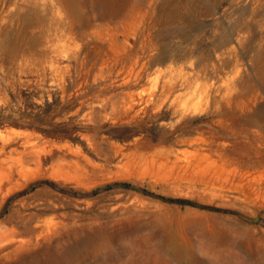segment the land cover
Returning <instances> with one entry per match:
<instances>
[{
	"label": "rangeland",
	"instance_id": "374dc122",
	"mask_svg": "<svg viewBox=\"0 0 264 264\" xmlns=\"http://www.w3.org/2000/svg\"><path fill=\"white\" fill-rule=\"evenodd\" d=\"M161 1L81 0L89 26L44 52L12 48L1 12L0 132L29 135L0 138V179L30 175L0 189V243L30 242L1 264H264V0Z\"/></svg>",
	"mask_w": 264,
	"mask_h": 264
},
{
	"label": "bare ground",
	"instance_id": "6f19581e",
	"mask_svg": "<svg viewBox=\"0 0 264 264\" xmlns=\"http://www.w3.org/2000/svg\"><path fill=\"white\" fill-rule=\"evenodd\" d=\"M95 1L99 2V4H100L101 10H99L96 15L98 17H101V18H104L107 16L113 17V16L117 15L118 13H120L123 9H125L126 6H128L127 5L128 0H94V3H95ZM180 5H181L180 0L179 1L178 0H174V1L173 0H171V1L170 0H162L160 7L162 10L167 8L168 9L167 10L168 15L169 14L170 15L171 14H180L183 18L189 19V17L192 15L193 10L192 11L191 10L189 11V9L184 10L185 8L183 10H181ZM94 7H95V5L91 4V8H86V10H85V7H83V5L81 4V0H0V15H1V12L4 11V14L2 15V17L0 16L1 19L4 20V24H5L4 37L9 41L12 48L14 46L16 47L17 45H25L28 48L37 49L40 52H44L46 46H48L49 43H53V41L56 43V41L57 40L59 41V39L60 38L62 39V37H69L73 31V28L75 26L74 24H76V22H79L80 25H83V27L89 26V23L91 20V14L89 11ZM194 9H195V7H194ZM197 9H199V8H197ZM243 11H244V8L242 9V12ZM85 12H87V13L85 14ZM33 29H37L38 33L35 35L33 33H31V31ZM122 35L124 38V42H123L122 46L119 48V51L121 54L123 53L125 56H127L129 53L128 52L129 51L128 50L129 42H130V41L128 42L129 36L127 33L124 34V32L122 33ZM215 43H216V41H215ZM222 45H224V43ZM51 46H53V44ZM119 46L120 45H118L116 43V47H119ZM228 48H229V46H228ZM150 49L148 48V50H150ZM119 51H117V53ZM132 51L133 50H131V52ZM166 56H167V54H166L165 50H163V51L161 50L160 52L156 51V53L151 54L149 56V61L152 62L155 60H157V61L163 60L166 58ZM127 58H128V56H127ZM127 58H126V60H127ZM145 58H147V57H145ZM131 62H133V60H131L130 63ZM134 65H135V63H134ZM150 65H151V63H150ZM199 67H200V65H199ZM138 70H140V69H138ZM136 76L138 78V75H136ZM183 77H185V76H183ZM181 79H183V78H181ZM185 81H187V80L184 79L183 82H185ZM175 82H176V80H175ZM172 86H173L172 84H169V85H167L166 83L162 84V94H163L164 99L168 97V94H169L170 90L172 89ZM248 94H251V93H248ZM141 96H143V95H141ZM235 96H237V95H235ZM152 97H153V95H152ZM234 98H237V97H234ZM152 100H153L152 98H150V99L148 98V99H146V103H150ZM252 100L255 102L256 101L255 97H253V96L247 97L246 102H244V100H243V102L247 104L248 109H250V106L252 105V102H253ZM128 101H129L128 108H130L138 100L136 99V97H135V99H134V97H131L130 100H128ZM239 103L241 104V102H239ZM125 104H126V102H125ZM233 108H234V106H233ZM259 113H260V111H259ZM229 117H230V115H229ZM231 117H233V116H231ZM250 122H252V119L249 120V123ZM20 133H28L27 135H29V132L25 131L24 129H18V128L11 127L9 129H6L4 132H0V138H1V140H3L2 142H4V141H7L12 135L20 134ZM259 133H260V131H259ZM262 135H264V134H261V136ZM262 137H264V136H262ZM8 157H10V156L8 155ZM8 159H7V157L0 155V166L4 162H6V160H8ZM19 161L20 162H19L18 167H16L14 170H9V172L4 174L2 179H0V189H1V186L5 183V181L8 183L13 178L12 175L14 173H16L22 179L20 181H16L12 185L7 186L2 193V195L4 197H6V195L15 191L16 189H19L20 187H22L30 177L29 172H27L25 169H23V162L20 159H19ZM4 232L5 231L2 230V226L0 225V236H2ZM38 236H39V234H38ZM1 239H3V238H1ZM21 239H23V238H21ZM29 244H30V242H27L25 240L23 241L20 239L17 241L16 240L14 241L13 239H11V240L5 241L3 243H0V264L9 260V258H11L13 255H16L17 253H19L20 250L26 248Z\"/></svg>",
	"mask_w": 264,
	"mask_h": 264
},
{
	"label": "trees",
	"instance_id": "16d2710c",
	"mask_svg": "<svg viewBox=\"0 0 264 264\" xmlns=\"http://www.w3.org/2000/svg\"><path fill=\"white\" fill-rule=\"evenodd\" d=\"M113 185H125V186H128L129 184L126 183V182H114ZM110 185H106V187H109ZM161 198H164V197H161ZM167 200H170V201H176V202H182V200H179V199H171V198H168Z\"/></svg>",
	"mask_w": 264,
	"mask_h": 264
}]
</instances>
